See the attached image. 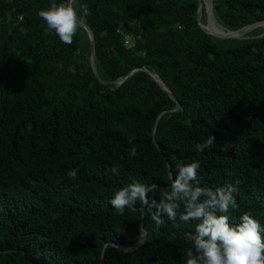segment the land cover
I'll return each mask as SVG.
<instances>
[{"label":"trees","instance_id":"16d2710c","mask_svg":"<svg viewBox=\"0 0 264 264\" xmlns=\"http://www.w3.org/2000/svg\"><path fill=\"white\" fill-rule=\"evenodd\" d=\"M53 2L0 0V264H184L198 221L156 228L109 200L135 181L159 200L191 160L201 186L240 181L231 223L251 210L264 226V29L213 37L200 0H72L94 74L85 29L65 45L38 16ZM212 2L225 31L264 21V0Z\"/></svg>","mask_w":264,"mask_h":264},{"label":"clouds","instance_id":"9594fccd","mask_svg":"<svg viewBox=\"0 0 264 264\" xmlns=\"http://www.w3.org/2000/svg\"><path fill=\"white\" fill-rule=\"evenodd\" d=\"M79 7L82 15L72 0L60 3L54 0L47 9L39 10L38 16L45 22L47 31H53L62 43L71 45L89 15L86 5ZM214 144L215 137L209 135L195 150L203 152ZM128 154L129 159L135 157L137 148H129ZM199 169L198 160L178 164L174 176L169 172L171 183L160 193L159 200L149 199L154 185L135 181L116 190L109 203L116 213L123 215L139 201L151 212L156 228L165 225L164 217L177 228L180 227L177 220L185 224L198 221L194 232L189 233L191 246L186 249L184 264H264V226L251 210L244 211L235 224L227 215L230 209L238 207L240 181L215 189L201 186ZM107 171L118 174V166ZM66 175L75 179L78 170L70 169Z\"/></svg>","mask_w":264,"mask_h":264},{"label":"water","instance_id":"95a60500","mask_svg":"<svg viewBox=\"0 0 264 264\" xmlns=\"http://www.w3.org/2000/svg\"><path fill=\"white\" fill-rule=\"evenodd\" d=\"M200 2H201V5H203V7H204V11H205V25H206L207 28L204 29L201 24H199V26H200V28L205 30L209 35H211L213 37L220 38V39H230V38L240 39V38H242L244 36V34H246L247 32H249V31H251V30H253L255 28L262 27L264 29V21H261V22L250 24V25H246L243 28H241L239 30H236V31H225L223 33L213 32L210 28H208V26L211 24L213 19H215L214 15H213V2H212V0H200ZM201 5H199V9L201 8ZM82 27L85 29V31L87 32V35H88V37L90 39V43H91L90 63H91V67H92V70H93L94 74H96L95 63H94L95 55H94L93 33L90 30V28L87 27L85 24ZM263 33H264V31H263ZM143 70H145V69H143ZM134 71L135 70H132L125 77L120 78L117 81H115V83L117 85L121 84L125 80V78L128 77L129 75H131ZM145 71L148 72L149 75L156 81L158 86L173 99V96L171 95V93L164 87V85L159 80H157L156 76L153 73H151V72H149L147 70H145ZM177 107H178V105L174 109H176ZM144 239H145V232H143V235L140 237L139 245H141L143 243ZM122 249H126L127 250L129 248L122 247Z\"/></svg>","mask_w":264,"mask_h":264},{"label":"bare ground","instance_id":"6f19581e","mask_svg":"<svg viewBox=\"0 0 264 264\" xmlns=\"http://www.w3.org/2000/svg\"><path fill=\"white\" fill-rule=\"evenodd\" d=\"M201 16L200 12L198 13V19ZM200 21V20H199ZM202 25V24H201ZM203 26V25H202ZM204 29H206V27L203 26ZM208 28H210L213 32H217V33H223L225 32V30L217 23V21L215 19H213V21L211 22V24L208 26Z\"/></svg>","mask_w":264,"mask_h":264},{"label":"rangeland","instance_id":"374dc122","mask_svg":"<svg viewBox=\"0 0 264 264\" xmlns=\"http://www.w3.org/2000/svg\"><path fill=\"white\" fill-rule=\"evenodd\" d=\"M201 14V16L199 17V20H201L202 19V13H200ZM201 23V22H200Z\"/></svg>","mask_w":264,"mask_h":264},{"label":"built area","instance_id":"2783aa9c","mask_svg":"<svg viewBox=\"0 0 264 264\" xmlns=\"http://www.w3.org/2000/svg\"><path fill=\"white\" fill-rule=\"evenodd\" d=\"M119 32H121V30Z\"/></svg>","mask_w":264,"mask_h":264}]
</instances>
